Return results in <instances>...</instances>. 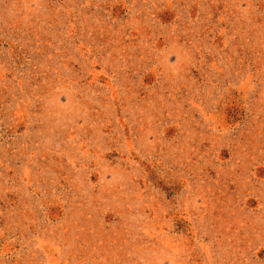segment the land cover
<instances>
[{"label": "rangeland", "instance_id": "rangeland-1", "mask_svg": "<svg viewBox=\"0 0 264 264\" xmlns=\"http://www.w3.org/2000/svg\"><path fill=\"white\" fill-rule=\"evenodd\" d=\"M0 264H264V0H0Z\"/></svg>", "mask_w": 264, "mask_h": 264}]
</instances>
